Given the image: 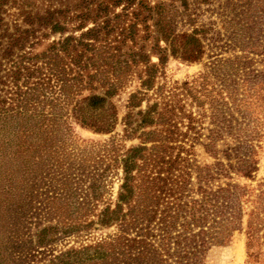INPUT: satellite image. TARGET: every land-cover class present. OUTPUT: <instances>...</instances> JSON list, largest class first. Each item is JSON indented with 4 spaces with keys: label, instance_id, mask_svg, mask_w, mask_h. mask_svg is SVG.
<instances>
[{
    "label": "trees",
    "instance_id": "trees-1",
    "mask_svg": "<svg viewBox=\"0 0 264 264\" xmlns=\"http://www.w3.org/2000/svg\"><path fill=\"white\" fill-rule=\"evenodd\" d=\"M163 1L141 4L155 27L151 38L164 44L153 53L157 63L149 62L143 47L129 49L114 63L129 61L134 71L121 72L113 70L104 52L95 54L105 47L101 30L111 21L108 15L84 31L78 24L73 30L77 37L59 36L32 55L41 29L65 32L72 0H0V217L11 204L22 220L50 212L60 216L54 225L35 231L31 238L37 244L56 233L90 239L46 264H204L210 247L227 245L241 230L247 263L264 264V191L237 182L251 181L257 171L262 126L252 114L263 100L264 73L252 66L255 58L264 59V0H167L179 4L190 26L187 33L175 35L169 33ZM94 2L75 0V18L81 22L89 16ZM43 3L51 7L41 8ZM12 5L15 14L9 13ZM199 12L209 20L192 27ZM205 49L215 53L205 69L212 71L219 89L209 96L206 74L198 77L202 82L197 86L193 79L173 90L160 86L153 94L159 100L138 110L132 121L135 129L149 130L141 131L138 145L126 147L130 116L121 118L122 134L114 133L116 112L109 97L136 75L142 91L137 94L143 98L166 57L200 61ZM85 52H91L86 62L97 67L91 72L70 69L81 64ZM139 64L142 78L135 71ZM84 91L89 93L82 96ZM70 118L78 127L108 137L82 139L72 131ZM205 120L202 147L213 161L200 164L193 146ZM181 122L191 136L178 132ZM223 139L229 144L215 149L214 143ZM36 178L50 190L39 199L32 193ZM113 182L117 186L111 196L107 192ZM59 184L68 187L60 204L53 190ZM74 184L80 186L78 193ZM53 202L58 207L49 211ZM108 229V235L91 239L90 231Z\"/></svg>",
    "mask_w": 264,
    "mask_h": 264
},
{
    "label": "rangeland",
    "instance_id": "rangeland-1",
    "mask_svg": "<svg viewBox=\"0 0 264 264\" xmlns=\"http://www.w3.org/2000/svg\"><path fill=\"white\" fill-rule=\"evenodd\" d=\"M74 1L75 0H72V2H70L69 4V9L71 12L67 14V18H70V20L66 22L65 32L58 35L57 33H50L48 29H41L39 33L36 34V37H38L40 34L42 36L38 38V42L33 46L31 50L32 55H37L41 51L45 50L46 47L51 42H55L59 38V36L73 35L74 37H77L79 32H74L73 30L78 26V24H81V31H84L85 29L92 27L93 24L101 25L100 23L103 22L105 15H108V18L111 19V21L107 28L101 30V33H105V35L101 34V38H104L106 40V44L104 48L98 49L95 54L98 53L99 55H101V53L104 52L108 58L110 57L111 67H114L117 70L120 69L121 72L125 71L126 69H128V71H134L133 64L129 61L121 62V65L116 64L117 61L122 60L119 56L124 53H128L129 49V51L135 52L138 51L139 47L141 48V50L143 47V53L145 54V56H149V62L154 64L157 63L153 53L156 52V48L164 47V44L160 40L153 41V39L151 38L156 35L155 33H152L155 27H152L151 25L153 23L145 18L144 9H142L141 5L142 3L144 5L146 2L148 5H151L155 0H131L130 2L129 0H120L119 4L115 5L111 4L114 0H95L92 6L88 9L90 10L89 16L85 17V19L81 20V22L80 20L75 18L76 15L79 14V10L73 11L71 8ZM34 4L35 6H40L38 2ZM163 4L166 5L165 15L167 19L166 22L167 24L169 23V33L172 35L182 32L187 33L190 29V26L184 23V18L181 15V8L179 4L176 1L173 2L167 0L163 1ZM47 6L50 5L46 3L41 4V8H46ZM12 7L14 8L8 9L9 13H17V10H15V5H12ZM54 7L55 6H53V8ZM115 15L117 17H113ZM208 20L209 19L207 18V15L205 13L199 12V16H197V18L195 19V23L192 27L198 28L201 25L206 24ZM90 54L91 52H85L81 64L78 67L69 66V68L73 71L79 67H81V69L84 71L86 69L87 72L93 71L97 66H93V62H86L87 60H85V58L91 56ZM214 54L215 53L211 54V50L207 51L205 49L204 54L200 58V61L193 62L183 61L177 56L166 57L167 59H165L162 64L158 65L152 87L148 92L144 93L143 98H141V94H137L138 92L141 93L142 91L139 87V80L138 78H136V75H133L131 78H129V81H125L120 84L123 86L119 90H116L115 93H113V95L109 97V101L113 105L116 112V123L113 131L114 133H117L119 135L122 134L123 125L121 122V118L126 115L130 116V140H126L124 142L126 147L131 145H138L140 142L139 137L141 138V131L149 130V127H144L142 130H139L138 128L135 129L134 124L132 125V121L134 119L135 113L138 110H143L145 108V105L159 100L153 94L159 90L158 88L160 86L164 87V90H173L174 87H176V85H178L179 83H182L184 81L187 82L192 79L196 80L195 85L197 86L198 83L202 82L198 77L206 74L205 76L207 78L205 80L208 83V86H206L207 91L210 92V90L219 89V83L215 79H212V71L205 69V66L213 61V59L210 57ZM115 60L116 63H114ZM67 62V59H63V63L66 64ZM254 62L255 63L253 64L252 68L258 72L263 71L264 73V59L262 62H260L255 58ZM105 70L109 71L110 69L109 67H107ZM135 71L141 74V78L143 77L142 65H137ZM88 93L89 91H84L81 95L84 96ZM171 93H175V91ZM131 94L136 96L135 99H129V96ZM162 94L164 95V97H166L165 95H167L165 91H162ZM211 94H213V92H210L209 96ZM261 96L263 98V100L261 101L262 103L258 102L259 105L252 114L253 116L256 115L259 118L258 123L262 126L258 135V148L256 149L257 171L254 173L251 181L237 180V182L239 184L245 183L252 188H259L260 190L264 191V107H262V104H264V90ZM172 99L175 100L176 98L172 97ZM220 100L221 99L217 98L216 96H213V101L220 102ZM220 115L221 117L227 118L225 114ZM231 116L233 118H238V116L234 113H232ZM237 121L239 120L237 119ZM68 122L70 123L72 131L76 134V136L82 139L101 141L105 140L108 137V135L95 134L89 131L87 128L78 127V125L74 123V120L72 118L68 119ZM204 122L205 123L201 125L200 129L201 138L193 146L195 159L200 164H208L212 163L213 161V159L208 156V154L202 147L203 137L206 133L205 128H208L206 120ZM183 125V122L177 124L178 132L183 135H185L186 133V137H188L189 135L191 136L190 133L185 132V128ZM228 142L229 141L227 139L216 141L214 143V148L217 150H223L225 149V144H229ZM217 157L221 160V156L217 155ZM41 184L37 181L36 178L32 190V193L36 192V194H34V199H39L42 196V193H48L47 191H50L49 189H47V185L43 186ZM75 185L76 184L73 185L76 188L75 192L78 193L77 189L79 190L80 186ZM116 186L117 184L113 182V184L109 186L107 193L113 196L116 190ZM53 188V190L55 191L54 196L55 198L59 199L58 204H60L62 202L61 197H63L65 191H68V187L66 188V186L59 184L56 186V188ZM54 206L58 207V205H56V202H53V204L49 206V211H51ZM8 208H10V212L4 217H0V258L4 264H46L48 261H52L54 257L64 252L65 250L77 248L80 243H89L90 241L89 238H87L88 240H85L84 238H76L75 233L66 235L56 233L53 238H49L50 240L45 243H34L35 239H32L31 236L37 229H39V227L54 225L55 222L61 220V217L58 216L56 218L55 214L53 215L52 212H50L46 215L41 214L26 216V214H24L26 218L25 220H22L23 217L19 215V212L14 208L13 204H11V206H9ZM42 215L44 217H42ZM76 216L77 215L74 214V217ZM59 227L60 226H56V228L58 229ZM89 233H91V239H97L100 236L108 235L109 233H111V230H92ZM261 234L262 236H264L263 230ZM262 240L263 243L260 242V248L264 249V238ZM244 241L245 239L243 231L241 230L239 232H235L227 245L213 246L209 248L204 257V264H251L247 263ZM261 258L264 262V255H262Z\"/></svg>",
    "mask_w": 264,
    "mask_h": 264
}]
</instances>
